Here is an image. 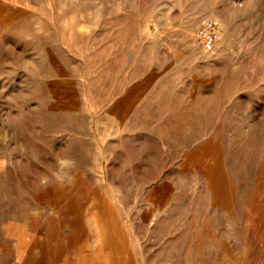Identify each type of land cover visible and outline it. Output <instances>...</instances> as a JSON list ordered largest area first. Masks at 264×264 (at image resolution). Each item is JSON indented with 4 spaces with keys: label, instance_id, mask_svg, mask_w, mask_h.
Instances as JSON below:
<instances>
[{
    "label": "rangeland",
    "instance_id": "obj_1",
    "mask_svg": "<svg viewBox=\"0 0 264 264\" xmlns=\"http://www.w3.org/2000/svg\"><path fill=\"white\" fill-rule=\"evenodd\" d=\"M46 263L264 264V0H0V264Z\"/></svg>",
    "mask_w": 264,
    "mask_h": 264
},
{
    "label": "built area",
    "instance_id": "obj_2",
    "mask_svg": "<svg viewBox=\"0 0 264 264\" xmlns=\"http://www.w3.org/2000/svg\"><path fill=\"white\" fill-rule=\"evenodd\" d=\"M221 35V25L214 17H208L201 20L197 28V39L201 47L210 51L214 48Z\"/></svg>",
    "mask_w": 264,
    "mask_h": 264
},
{
    "label": "bare ground",
    "instance_id": "obj_3",
    "mask_svg": "<svg viewBox=\"0 0 264 264\" xmlns=\"http://www.w3.org/2000/svg\"><path fill=\"white\" fill-rule=\"evenodd\" d=\"M24 257V256H23ZM47 264V263H46Z\"/></svg>",
    "mask_w": 264,
    "mask_h": 264
}]
</instances>
